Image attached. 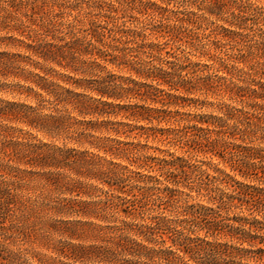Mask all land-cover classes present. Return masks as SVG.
Wrapping results in <instances>:
<instances>
[{"label":"clouds","instance_id":"obj_1","mask_svg":"<svg viewBox=\"0 0 264 264\" xmlns=\"http://www.w3.org/2000/svg\"><path fill=\"white\" fill-rule=\"evenodd\" d=\"M0 264H264V0H0Z\"/></svg>","mask_w":264,"mask_h":264}]
</instances>
